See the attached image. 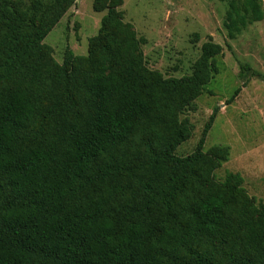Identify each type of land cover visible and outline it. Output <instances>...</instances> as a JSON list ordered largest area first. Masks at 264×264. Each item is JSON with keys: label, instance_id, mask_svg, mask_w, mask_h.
I'll list each match as a JSON object with an SVG mask.
<instances>
[{"label": "trees", "instance_id": "obj_1", "mask_svg": "<svg viewBox=\"0 0 264 264\" xmlns=\"http://www.w3.org/2000/svg\"><path fill=\"white\" fill-rule=\"evenodd\" d=\"M229 1L230 39L264 20L262 0ZM76 2L0 0V264H264V205L239 173L216 178L229 147L203 150L216 111L176 155L223 46L166 78L124 0H94L88 54L59 63L44 40Z\"/></svg>", "mask_w": 264, "mask_h": 264}, {"label": "rangeland", "instance_id": "obj_2", "mask_svg": "<svg viewBox=\"0 0 264 264\" xmlns=\"http://www.w3.org/2000/svg\"><path fill=\"white\" fill-rule=\"evenodd\" d=\"M94 0H77L44 42L59 63L66 50L87 55L89 39L98 34L105 12H96ZM229 0H124L125 21L133 24L148 68L164 77L190 75L202 45L213 40L223 46L218 56L219 73L194 104L181 113L188 119L192 137L176 155L195 151L203 130L216 111L203 150L230 148L228 160L216 170L224 180L229 172L244 178L243 187L264 205V20L248 25L236 38L224 26ZM264 8V0H262ZM242 65H250L243 71ZM257 71L261 76L253 75ZM237 89L236 98L229 102Z\"/></svg>", "mask_w": 264, "mask_h": 264}]
</instances>
